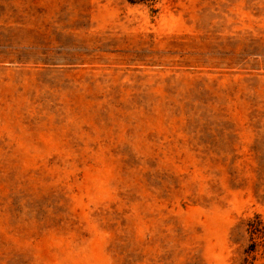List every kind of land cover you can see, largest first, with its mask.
Here are the masks:
<instances>
[{
    "label": "rangeland",
    "instance_id": "rangeland-1",
    "mask_svg": "<svg viewBox=\"0 0 264 264\" xmlns=\"http://www.w3.org/2000/svg\"><path fill=\"white\" fill-rule=\"evenodd\" d=\"M0 264H264V0H0Z\"/></svg>",
    "mask_w": 264,
    "mask_h": 264
},
{
    "label": "trees",
    "instance_id": "trees-1",
    "mask_svg": "<svg viewBox=\"0 0 264 264\" xmlns=\"http://www.w3.org/2000/svg\"><path fill=\"white\" fill-rule=\"evenodd\" d=\"M130 1V0H129ZM142 1V0H141Z\"/></svg>",
    "mask_w": 264,
    "mask_h": 264
}]
</instances>
